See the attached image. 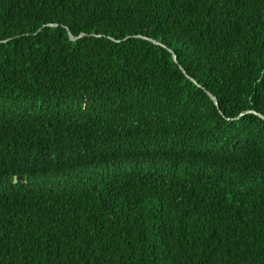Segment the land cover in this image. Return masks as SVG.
I'll list each match as a JSON object with an SVG mask.
<instances>
[{
	"label": "trees",
	"instance_id": "obj_1",
	"mask_svg": "<svg viewBox=\"0 0 264 264\" xmlns=\"http://www.w3.org/2000/svg\"><path fill=\"white\" fill-rule=\"evenodd\" d=\"M257 113L264 0H0V264H264Z\"/></svg>",
	"mask_w": 264,
	"mask_h": 264
},
{
	"label": "water",
	"instance_id": "obj_2",
	"mask_svg": "<svg viewBox=\"0 0 264 264\" xmlns=\"http://www.w3.org/2000/svg\"><path fill=\"white\" fill-rule=\"evenodd\" d=\"M48 26H57V23H48L47 24ZM66 29H67V33H68V36H69V39L70 40H76L77 38H79V37H83V36H87L88 34L87 33H85V32H80L79 34H77V35H75V34H73L71 31H70V29L69 28H67L66 27ZM92 35H94V34H92ZM136 37H140V38H143V39H147V40H149V41H151L152 43H154V44H161V42H159V41H157L156 39H154V38H151V37H148V36H145V35H141V34H137V35H135ZM163 45V44H162ZM170 51H171V53H172V57H173V60L175 61V62H177V57H176V55H175V53L171 50V49H169ZM180 68H181V70L183 71V73L192 81V82H194L195 84H198L197 82H196V80L194 79V78H192V77H190L188 74H187V72L180 66ZM199 85V84H198ZM200 86V85H199ZM207 92V94H208V96L211 98V100L213 101V103L218 107V101H217V99H216V97L211 93V92H209V91H206ZM253 112H255V111H253ZM258 114V116H260L261 118H263L264 119V115H262V114H260V113H257Z\"/></svg>",
	"mask_w": 264,
	"mask_h": 264
}]
</instances>
